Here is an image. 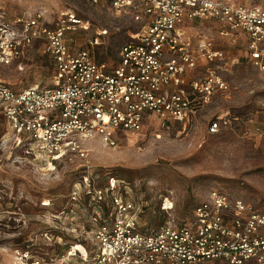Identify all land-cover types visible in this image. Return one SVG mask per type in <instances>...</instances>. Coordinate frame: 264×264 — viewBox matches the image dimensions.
I'll return each mask as SVG.
<instances>
[{
  "label": "built area",
  "instance_id": "built-area-1",
  "mask_svg": "<svg viewBox=\"0 0 264 264\" xmlns=\"http://www.w3.org/2000/svg\"><path fill=\"white\" fill-rule=\"evenodd\" d=\"M90 1L110 2L117 13L145 21L136 38L121 45L115 67L97 62L92 51L106 29L98 30L87 46L70 47L64 34L87 28L72 11H60L54 27L43 22L40 12L13 21L0 16V64L16 63L21 69V58L36 42L52 62L47 87L15 90L0 81V117L14 143L46 157L52 168L58 159L82 162L57 212L70 218L68 225L58 223L76 239L64 257L77 256L86 264H264V209L211 188L188 220H176L171 200L164 197L162 222L140 227V204L121 193L114 176L104 173L103 181L102 174H94L84 147L94 136L114 146L118 134L139 132L149 118L162 125L187 121L216 93L228 90V82L212 70L185 81L199 58L215 62L225 57L205 36L192 47L187 22H210L218 39L243 40L249 60L264 70V6L226 0ZM230 60L233 64L237 58ZM228 123L227 114L217 116L207 131L216 134Z\"/></svg>",
  "mask_w": 264,
  "mask_h": 264
},
{
  "label": "rangeland",
  "instance_id": "rangeland-1",
  "mask_svg": "<svg viewBox=\"0 0 264 264\" xmlns=\"http://www.w3.org/2000/svg\"><path fill=\"white\" fill-rule=\"evenodd\" d=\"M226 1L264 6V0ZM60 11L74 12L87 26L64 34L73 50L87 46L98 30H107L92 51L97 62L111 67L119 64L121 45L145 27L144 20L117 13L106 1L0 0V16L10 21L40 12L43 22L54 27ZM204 36L225 57L199 64L194 76H186L185 81L212 70L228 82L226 92L216 93L187 121L162 125L156 118L146 119L139 132L118 134L114 146L97 136L84 141L86 161L94 174H102L103 181L104 173L119 183L124 180L119 185L121 193L140 204V227L160 222L164 197L171 200L176 220H188L211 188L264 209V70L249 60L243 40L233 44L203 28L195 39ZM20 63L21 69L16 63L0 64V81L15 90L50 85L51 61L40 42L25 51ZM225 114L228 125L209 134L208 123ZM48 161L27 147L16 146L7 122L0 117V264H86L77 256L64 257L76 239L59 225L60 221L68 225L70 218L57 213L81 173L82 162L63 158L54 161L52 168ZM74 248L83 251L79 244Z\"/></svg>",
  "mask_w": 264,
  "mask_h": 264
},
{
  "label": "crops",
  "instance_id": "crops-1",
  "mask_svg": "<svg viewBox=\"0 0 264 264\" xmlns=\"http://www.w3.org/2000/svg\"><path fill=\"white\" fill-rule=\"evenodd\" d=\"M201 26H206L208 28H204V27H201ZM201 28L205 29V30H211L215 35H217V27L214 26L212 23L210 22H198V21H194V22H187L185 25H184V29H185V34H186V38L189 40L190 44L192 47H196V35H199V32L201 33ZM216 37V36H215ZM217 47V46H215ZM200 61V62H199ZM203 62L207 63L206 60L204 58H199L198 59V62H197V65L196 67L200 64L202 65ZM193 71L189 72L187 74V77L188 75L190 76H194L193 75ZM189 79H194L192 77H190Z\"/></svg>",
  "mask_w": 264,
  "mask_h": 264
},
{
  "label": "trees",
  "instance_id": "trees-1",
  "mask_svg": "<svg viewBox=\"0 0 264 264\" xmlns=\"http://www.w3.org/2000/svg\"><path fill=\"white\" fill-rule=\"evenodd\" d=\"M51 66H52V62H51ZM123 181H124V180H123ZM123 181L120 182V183H122V185H123V183H124ZM127 199H129V198L127 197ZM161 211H162V210H161ZM163 218H164V217H163ZM163 218L160 220V222H158V224H156V226H158V225L162 222Z\"/></svg>",
  "mask_w": 264,
  "mask_h": 264
}]
</instances>
